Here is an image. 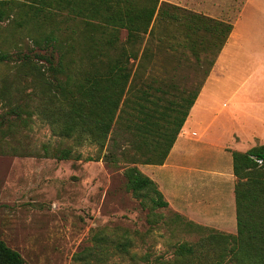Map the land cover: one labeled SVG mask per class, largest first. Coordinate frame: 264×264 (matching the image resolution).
<instances>
[{"label":"trees","instance_id":"trees-1","mask_svg":"<svg viewBox=\"0 0 264 264\" xmlns=\"http://www.w3.org/2000/svg\"><path fill=\"white\" fill-rule=\"evenodd\" d=\"M22 6L28 7L34 17L49 11L64 14L80 28L41 33L40 26H33L30 41L43 53L32 57L47 63L51 79L44 78L29 54L16 52L12 73L15 82L8 83V77L0 80V104L7 108L0 114V154H7L10 147L3 138L15 134L18 125L26 127L34 115L41 116L56 136L72 139L77 147L88 143L102 149L118 128L131 139L120 159L111 161H121L127 167L126 190L140 200L141 207L149 198L151 209H166L168 204L155 182L136 166L165 162L201 84L165 100L168 105L157 106L150 87L142 89L134 84L140 79L135 61L149 60L151 46L155 45L165 50L185 49L198 65L206 61L212 67L232 26L159 0H0V25ZM22 25V21L14 22L18 30ZM122 31L126 33L123 41ZM10 62L13 58L0 52V66ZM24 79L35 93L24 94ZM230 154L237 180L236 234L208 231L196 245H178V264H264V145ZM51 156L60 161L81 159L71 148H56ZM85 160L94 161L89 157ZM175 219L185 218L175 215ZM183 222L186 227L204 230L189 220ZM126 244L119 245V250L125 252ZM0 264L25 263L0 241Z\"/></svg>","mask_w":264,"mask_h":264},{"label":"rangeland","instance_id":"rangeland-1","mask_svg":"<svg viewBox=\"0 0 264 264\" xmlns=\"http://www.w3.org/2000/svg\"><path fill=\"white\" fill-rule=\"evenodd\" d=\"M159 1L183 9L195 4L193 10L188 11L196 10L197 14L230 24L232 28L239 19L235 39L242 46L237 49V58L230 61V72L235 74V82L254 75L252 84L257 77L258 91L250 98H261L264 102V0ZM36 18L40 21L36 22ZM13 21L23 22L20 30L15 28ZM33 26H40L41 33L55 28L63 33L80 28L61 13L49 11L34 17L28 7L15 9L12 18L0 25V52L13 58V62L0 66V80L8 77L5 79L8 83L15 82L13 64L19 50L30 55L45 79L52 78L47 63L32 57L34 53H43L30 41L29 37L34 35ZM125 37L122 31L120 40ZM151 47L149 60L135 61V67L139 64L140 79L134 84L142 89L150 87L151 99H163L161 105L180 92L197 89L211 69L206 61L198 65L185 49ZM68 61L69 58L65 64ZM21 84L25 95L35 93L25 79ZM157 88L161 91L157 92ZM233 88L223 89L220 96L225 98ZM6 109L0 104V114ZM235 130L245 139L250 133L240 128L214 127L210 139L217 145L231 144V134ZM194 132L201 133L198 128ZM3 140L9 142L12 149L8 147L7 154H0V241L16 251L25 264H178L175 256L178 245H196L207 237L208 231L236 234L235 220L227 226L200 225L204 230L198 231L184 225L183 221L188 219H175V215H181L169 206L153 210L146 198L141 207L140 200L126 190L124 171L127 167L121 161L111 162L120 159L121 152L131 142L118 128L102 149L88 143L77 147L72 139L56 136L41 116L34 115L26 127L18 125L16 133ZM234 140L236 148L243 151L264 145V138H254L248 144L236 137ZM228 144L224 150L233 149ZM56 148H71L81 159L57 160L51 156ZM110 154L113 156L109 157ZM209 156L213 157L211 162L220 167L221 161L209 150L200 151L195 159L183 157L182 164L192 165L191 168L200 164L204 170ZM88 157L94 161H86ZM199 157L201 159L196 160ZM227 159L232 168L231 158ZM222 162L225 163V159ZM145 166L136 167L141 172ZM206 171L201 176H206ZM236 183L234 177L233 192ZM125 243L126 251L119 250L118 246Z\"/></svg>","mask_w":264,"mask_h":264},{"label":"crops","instance_id":"crops-1","mask_svg":"<svg viewBox=\"0 0 264 264\" xmlns=\"http://www.w3.org/2000/svg\"><path fill=\"white\" fill-rule=\"evenodd\" d=\"M194 5L191 4L185 8L193 10ZM195 11L192 12L196 13ZM237 22L233 25L231 34L218 53L207 76L203 78L195 102L165 162L159 166L146 165L140 169L143 174L155 182L170 208L183 218L201 226H227L236 219L234 176L227 158L228 156L231 158L230 152H246L250 148L244 151L237 149L234 137L245 144L254 141V138H264L263 99L250 98L258 91L255 83L259 80L256 77L255 81L250 84L254 78V75H251L240 82H235V74L230 72V61L237 58V49L242 46V43L235 39ZM249 84L250 87L247 88ZM230 86L234 88L225 95V98H222L220 95L223 89ZM152 100H156L157 106H161L162 101H159V97ZM168 103L165 102L164 105ZM214 127L240 128L250 133L245 139L237 134L238 130H235L231 134L232 145L228 143L217 145L210 139L211 129ZM196 128L201 132L199 135L194 132ZM194 138L197 139L194 140ZM227 144L233 149L224 150ZM203 150L214 151L217 159L221 161L220 167H217L218 164L211 162L213 157H206V168L204 169L208 170L206 176H201L205 173L200 164L194 165L193 168H191L192 165L182 164L183 157L195 159L197 154ZM199 159L201 157L196 160ZM223 159L225 163L222 162Z\"/></svg>","mask_w":264,"mask_h":264}]
</instances>
